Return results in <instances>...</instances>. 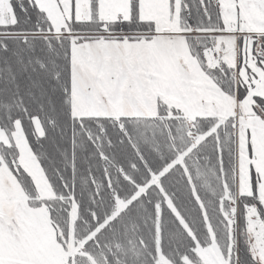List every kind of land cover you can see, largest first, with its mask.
Masks as SVG:
<instances>
[{
  "label": "snow or ice",
  "instance_id": "obj_1",
  "mask_svg": "<svg viewBox=\"0 0 264 264\" xmlns=\"http://www.w3.org/2000/svg\"><path fill=\"white\" fill-rule=\"evenodd\" d=\"M0 264H264V0H0Z\"/></svg>",
  "mask_w": 264,
  "mask_h": 264
}]
</instances>
